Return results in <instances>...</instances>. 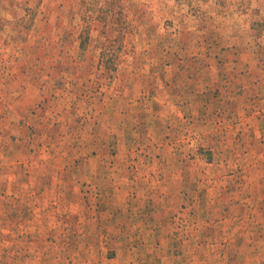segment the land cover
<instances>
[{"label":"rangeland","instance_id":"obj_1","mask_svg":"<svg viewBox=\"0 0 264 264\" xmlns=\"http://www.w3.org/2000/svg\"><path fill=\"white\" fill-rule=\"evenodd\" d=\"M0 264H264V0H0Z\"/></svg>","mask_w":264,"mask_h":264}]
</instances>
